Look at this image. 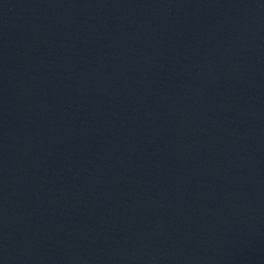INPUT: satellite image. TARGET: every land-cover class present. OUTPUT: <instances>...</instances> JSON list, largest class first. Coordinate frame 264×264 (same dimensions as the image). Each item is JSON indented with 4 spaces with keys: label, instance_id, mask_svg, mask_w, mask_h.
<instances>
[{
    "label": "water",
    "instance_id": "1",
    "mask_svg": "<svg viewBox=\"0 0 264 264\" xmlns=\"http://www.w3.org/2000/svg\"><path fill=\"white\" fill-rule=\"evenodd\" d=\"M0 264H264V0H0Z\"/></svg>",
    "mask_w": 264,
    "mask_h": 264
}]
</instances>
